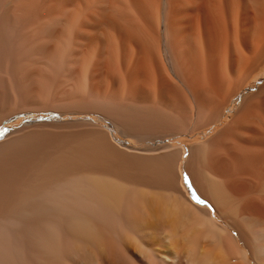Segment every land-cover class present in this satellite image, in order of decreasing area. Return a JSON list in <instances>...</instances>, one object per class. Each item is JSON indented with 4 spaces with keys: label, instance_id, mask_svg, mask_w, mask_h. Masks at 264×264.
Segmentation results:
<instances>
[{
    "label": "bare ground",
    "instance_id": "6f19581e",
    "mask_svg": "<svg viewBox=\"0 0 264 264\" xmlns=\"http://www.w3.org/2000/svg\"><path fill=\"white\" fill-rule=\"evenodd\" d=\"M0 264H264V0H0Z\"/></svg>",
    "mask_w": 264,
    "mask_h": 264
},
{
    "label": "rangeland",
    "instance_id": "374dc122",
    "mask_svg": "<svg viewBox=\"0 0 264 264\" xmlns=\"http://www.w3.org/2000/svg\"><path fill=\"white\" fill-rule=\"evenodd\" d=\"M34 116H39V115H34ZM34 116H28V117H26L25 119H28V118H30V117H34ZM24 119V120H25ZM194 193V192H193ZM194 195H195V193H194ZM196 196V195H195ZM197 197V196H196ZM203 202H205L206 204H208V202H206V201H203Z\"/></svg>",
    "mask_w": 264,
    "mask_h": 264
},
{
    "label": "crops",
    "instance_id": "0c3cea01",
    "mask_svg": "<svg viewBox=\"0 0 264 264\" xmlns=\"http://www.w3.org/2000/svg\"><path fill=\"white\" fill-rule=\"evenodd\" d=\"M193 196H195V195L193 194Z\"/></svg>",
    "mask_w": 264,
    "mask_h": 264
}]
</instances>
